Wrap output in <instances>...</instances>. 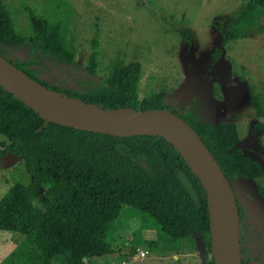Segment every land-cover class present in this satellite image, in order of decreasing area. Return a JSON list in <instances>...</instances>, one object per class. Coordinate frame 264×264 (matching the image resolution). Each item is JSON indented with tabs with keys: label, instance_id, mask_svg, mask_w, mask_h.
I'll return each mask as SVG.
<instances>
[{
	"label": "trees",
	"instance_id": "trees-1",
	"mask_svg": "<svg viewBox=\"0 0 264 264\" xmlns=\"http://www.w3.org/2000/svg\"><path fill=\"white\" fill-rule=\"evenodd\" d=\"M25 7L32 35L18 31L4 0H0V54L39 83L104 110H171L198 131L231 181L264 177L261 163L238 145L240 132L235 122H203L181 111L180 105H167L165 92L140 100L139 61L117 67L110 82L79 91L48 84L25 57L11 59L9 55L15 49L31 45L69 62L74 59L66 40V25L37 13L30 5ZM262 15L264 0H247L223 33V43L246 36L259 26ZM96 66L94 51L92 72ZM0 133L9 140L0 148V163L9 154L22 157L27 172L33 176L29 185L17 182L0 199V230L25 235L7 262L88 264L86 259L90 263L106 260L119 251L121 256L130 257L139 247L148 248L162 241L178 243L195 232L207 236L211 252L206 189L182 152L162 135L118 136L63 125L43 118L2 85ZM36 199H40L42 207L36 206ZM241 215L240 209V219ZM135 218L142 221V227L132 245L118 243L114 233ZM239 230L242 264H249ZM145 231L157 239L146 241ZM209 264H215L213 257Z\"/></svg>",
	"mask_w": 264,
	"mask_h": 264
},
{
	"label": "rangeland",
	"instance_id": "rangeland-1",
	"mask_svg": "<svg viewBox=\"0 0 264 264\" xmlns=\"http://www.w3.org/2000/svg\"><path fill=\"white\" fill-rule=\"evenodd\" d=\"M246 1L4 0L23 35L34 33L26 5L63 22L68 48L74 53L69 62L31 45L15 49L9 57L31 60L39 69L38 76L52 86L79 91L110 82L117 67L139 61L140 100L165 92L167 105H180L181 111L203 122H235L240 132L238 145L264 169V16L246 36L223 43V33ZM94 51L97 66L92 72ZM8 142L0 133V148ZM32 181L22 157L9 154L2 159L0 199L13 184L29 185ZM232 183L242 212L244 256L249 264H264V177L234 179ZM35 204L42 207L40 199ZM140 227L141 220L131 219L114 236L118 243L130 245ZM143 238L150 242L157 236L145 231ZM24 239L22 233L0 230V264H12L5 259ZM207 240L204 233L195 232L182 244L195 254L196 248L208 251ZM142 250L148 251L145 257L139 254ZM119 252L105 261L97 260L104 264L155 261L153 244L139 247L130 257ZM189 259L190 264H201L196 255Z\"/></svg>",
	"mask_w": 264,
	"mask_h": 264
},
{
	"label": "water",
	"instance_id": "water-1",
	"mask_svg": "<svg viewBox=\"0 0 264 264\" xmlns=\"http://www.w3.org/2000/svg\"><path fill=\"white\" fill-rule=\"evenodd\" d=\"M0 85L39 111L43 118L118 136L157 133L178 148L208 196L211 251L215 264H242L240 209L232 181L218 165L198 131L168 109L104 110L42 85L0 54Z\"/></svg>",
	"mask_w": 264,
	"mask_h": 264
},
{
	"label": "crops",
	"instance_id": "crops-1",
	"mask_svg": "<svg viewBox=\"0 0 264 264\" xmlns=\"http://www.w3.org/2000/svg\"><path fill=\"white\" fill-rule=\"evenodd\" d=\"M182 242L183 240L179 241L178 243H170L167 241L157 243L154 246L156 252L154 255L155 261H153V264H183L185 261H190L189 257L191 255L198 256V258L201 260V264L210 263L213 256L212 251L210 252L207 245L206 247L208 251L204 250V248H196V252L194 254L192 249L184 247ZM195 247H193V249ZM99 262L101 263V260H92V264H100ZM188 264H190V262H188Z\"/></svg>",
	"mask_w": 264,
	"mask_h": 264
},
{
	"label": "built area",
	"instance_id": "built-area-1",
	"mask_svg": "<svg viewBox=\"0 0 264 264\" xmlns=\"http://www.w3.org/2000/svg\"><path fill=\"white\" fill-rule=\"evenodd\" d=\"M147 253H148V251H144V250H142L139 254H140L141 256L145 257ZM86 263H89V260H88V259H86Z\"/></svg>",
	"mask_w": 264,
	"mask_h": 264
},
{
	"label": "flooded vegetation",
	"instance_id": "flooded-vegetation-1",
	"mask_svg": "<svg viewBox=\"0 0 264 264\" xmlns=\"http://www.w3.org/2000/svg\"><path fill=\"white\" fill-rule=\"evenodd\" d=\"M241 222H242V218L240 219V229H241V237H242V225H241Z\"/></svg>",
	"mask_w": 264,
	"mask_h": 264
}]
</instances>
